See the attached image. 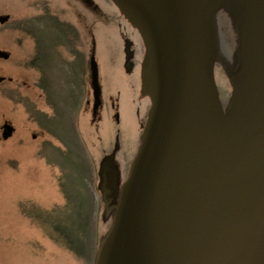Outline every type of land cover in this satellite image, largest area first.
Instances as JSON below:
<instances>
[{
	"label": "water",
	"instance_id": "95a60500",
	"mask_svg": "<svg viewBox=\"0 0 264 264\" xmlns=\"http://www.w3.org/2000/svg\"><path fill=\"white\" fill-rule=\"evenodd\" d=\"M111 1L143 41L141 95L151 105L126 180L115 154L101 161L111 218L94 264H264V0H249L252 42L239 44L252 87L215 58L217 0ZM133 44L126 38L127 72ZM217 62L232 88L224 101ZM90 69L96 116L94 53Z\"/></svg>",
	"mask_w": 264,
	"mask_h": 264
},
{
	"label": "rangeland",
	"instance_id": "374dc122",
	"mask_svg": "<svg viewBox=\"0 0 264 264\" xmlns=\"http://www.w3.org/2000/svg\"><path fill=\"white\" fill-rule=\"evenodd\" d=\"M94 2L97 13L81 0H0V12L18 22L6 36L13 45L0 85V115L15 129L0 144V164L7 149L0 166V264H94L109 228L99 168L118 126L115 114L124 146L136 148L142 131L136 108L144 117L150 103L142 102L140 63L131 74L124 69L123 39L133 38L134 29L112 2ZM42 34L50 36L39 45ZM94 42L104 104L97 118L89 70ZM216 64L225 96L231 85Z\"/></svg>",
	"mask_w": 264,
	"mask_h": 264
},
{
	"label": "bare ground",
	"instance_id": "6f19581e",
	"mask_svg": "<svg viewBox=\"0 0 264 264\" xmlns=\"http://www.w3.org/2000/svg\"><path fill=\"white\" fill-rule=\"evenodd\" d=\"M218 9V14L214 16L212 22L214 24L215 34V49L217 51L216 59L223 61L226 68L230 72L233 81L239 82V85L247 84L252 87L251 78V65L245 60L241 54L239 44L244 40L246 48L251 46L250 39L251 30L248 26L249 18V0H217L215 4ZM222 28V29H221ZM133 38H130L137 44L139 48V58L142 59L143 46L139 35H137L136 29L133 28ZM226 29V35L229 37L230 42L223 38L224 31ZM263 48V47H262ZM249 49V48H248ZM261 51V49H260ZM264 51V48H263ZM218 78L217 82L220 88L225 85L226 80L220 69L217 68ZM235 76L241 80H237ZM145 100L148 101L147 98ZM144 101V99H143ZM226 109L223 108V111ZM121 164L123 162L121 161Z\"/></svg>",
	"mask_w": 264,
	"mask_h": 264
},
{
	"label": "flooded vegetation",
	"instance_id": "af4514ba",
	"mask_svg": "<svg viewBox=\"0 0 264 264\" xmlns=\"http://www.w3.org/2000/svg\"><path fill=\"white\" fill-rule=\"evenodd\" d=\"M85 1L87 3L90 2V4H93L92 0H85ZM96 9H97V6H96ZM17 23H18L17 21L13 20V17L10 14V12H8V11L0 12V85H2V83L5 82V80H6V78L3 74V72H4L3 70L7 68L6 62L9 61L11 58L12 45H13L12 44L13 41H9L8 37L6 38V36L8 35V32L10 34L11 32L15 31V29H17ZM68 26H70V24ZM133 51H134V54H133L132 59L130 60L132 63L131 73L134 72L136 66L140 62V58L138 57L139 56V48L137 47V44H135V47L133 45ZM143 99H144V101H147V100H145V97H142V102H143ZM103 107H104V104H102V106H101V111H102ZM149 108H150V106H149ZM149 108H148V110L145 111L144 117H143V114H141V107L138 106L136 108L137 109L136 110L137 117L139 118V121H141L140 127H142V125L145 124ZM99 112H98V115H99ZM116 113L117 114H115V120H116V124L118 126H117L116 132L114 134V138H113L114 143L113 144L115 147L116 164H117V167L119 170L118 178L120 179L121 176H124L125 173L127 175L128 170L125 169V166H127L128 162H129V158L132 161V159L134 158V156L137 152L138 147L134 148V146L131 145L130 142H129V147L124 146L123 141H122V135L123 134H121L122 128L119 127V125H121L120 124L121 123L120 113H118V112H116ZM14 133H15L14 126L6 118V114L2 113L0 115V144L11 139L14 136ZM5 134H7L8 137L5 138ZM140 134H139V137H140ZM137 145L138 144H136V146ZM4 148L5 149H3V159H2V162L0 164L1 167L7 163V158L5 157L6 153H7L6 146ZM126 152L128 153V155ZM131 152H132V155H131ZM121 161L123 162V164H121ZM119 166L123 167V169H124L123 172H120Z\"/></svg>",
	"mask_w": 264,
	"mask_h": 264
}]
</instances>
